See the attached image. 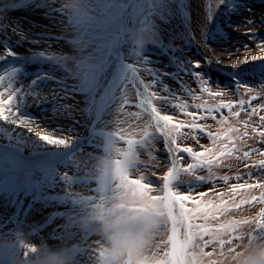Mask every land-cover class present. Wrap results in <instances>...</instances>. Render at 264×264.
I'll use <instances>...</instances> for the list:
<instances>
[{
	"label": "rangeland",
	"instance_id": "obj_1",
	"mask_svg": "<svg viewBox=\"0 0 264 264\" xmlns=\"http://www.w3.org/2000/svg\"><path fill=\"white\" fill-rule=\"evenodd\" d=\"M135 2L0 0V264H264V0Z\"/></svg>",
	"mask_w": 264,
	"mask_h": 264
},
{
	"label": "bare ground",
	"instance_id": "obj_2",
	"mask_svg": "<svg viewBox=\"0 0 264 264\" xmlns=\"http://www.w3.org/2000/svg\"><path fill=\"white\" fill-rule=\"evenodd\" d=\"M38 224H36V226H37ZM41 226V225H40ZM40 226H38V227H40ZM50 228H47L46 230H49ZM25 236H27V237H33L32 235V233L33 232H31V233H28L27 231H25V230H22L21 231ZM51 235V234H50ZM21 242V241H20ZM19 243V242H18ZM15 248H17V249H20V247L17 245V244H14L13 245ZM47 248L49 249V251H53L54 250V247L50 244V243H48V245H47ZM20 253V255H19V258H21V260H22V264H36V261L38 260V259H36V261L33 259H29V256H28V253L26 252V251H22V250H20L19 251ZM35 261V262H34ZM31 262H34V263H31ZM38 264H40V263H38Z\"/></svg>",
	"mask_w": 264,
	"mask_h": 264
},
{
	"label": "water",
	"instance_id": "obj_3",
	"mask_svg": "<svg viewBox=\"0 0 264 264\" xmlns=\"http://www.w3.org/2000/svg\"><path fill=\"white\" fill-rule=\"evenodd\" d=\"M137 1H139V0H137ZM143 92H144V89H143Z\"/></svg>",
	"mask_w": 264,
	"mask_h": 264
}]
</instances>
